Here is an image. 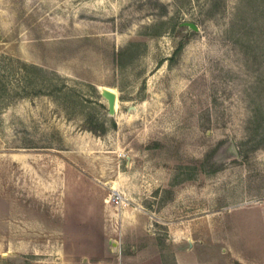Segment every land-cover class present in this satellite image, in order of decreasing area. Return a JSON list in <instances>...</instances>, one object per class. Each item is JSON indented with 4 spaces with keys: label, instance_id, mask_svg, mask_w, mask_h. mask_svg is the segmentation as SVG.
I'll return each instance as SVG.
<instances>
[{
    "label": "rangeland",
    "instance_id": "rangeland-1",
    "mask_svg": "<svg viewBox=\"0 0 264 264\" xmlns=\"http://www.w3.org/2000/svg\"><path fill=\"white\" fill-rule=\"evenodd\" d=\"M121 206L264 264V0H0V264Z\"/></svg>",
    "mask_w": 264,
    "mask_h": 264
},
{
    "label": "crops",
    "instance_id": "crops-1",
    "mask_svg": "<svg viewBox=\"0 0 264 264\" xmlns=\"http://www.w3.org/2000/svg\"><path fill=\"white\" fill-rule=\"evenodd\" d=\"M85 217L90 219L85 227L62 228L60 247L54 254L37 256L27 264H210L200 257L211 256L213 248L202 247L205 241L197 234H213L214 227H197L195 219L190 221L185 239L172 233L168 239L171 248L166 249L150 228L148 213L121 206L118 213H87ZM110 239L116 242V250Z\"/></svg>",
    "mask_w": 264,
    "mask_h": 264
},
{
    "label": "water",
    "instance_id": "water-1",
    "mask_svg": "<svg viewBox=\"0 0 264 264\" xmlns=\"http://www.w3.org/2000/svg\"><path fill=\"white\" fill-rule=\"evenodd\" d=\"M189 25L193 28H196V26L189 22ZM99 92L101 95L106 99L107 101V111L109 114H114L115 112V101H116V94L113 90L109 89L106 86H99L98 87ZM134 108V105L130 106L129 109ZM110 244L113 246V249L116 250V242L112 239H110Z\"/></svg>",
    "mask_w": 264,
    "mask_h": 264
},
{
    "label": "built area",
    "instance_id": "built-area-1",
    "mask_svg": "<svg viewBox=\"0 0 264 264\" xmlns=\"http://www.w3.org/2000/svg\"><path fill=\"white\" fill-rule=\"evenodd\" d=\"M108 198H109L108 201H111L115 205H121L123 203L122 194L117 189L111 190L108 193Z\"/></svg>",
    "mask_w": 264,
    "mask_h": 264
}]
</instances>
